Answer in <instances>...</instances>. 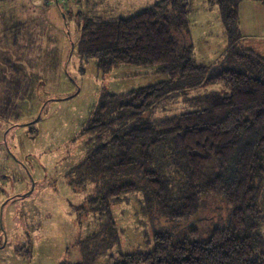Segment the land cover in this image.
Wrapping results in <instances>:
<instances>
[{"label":"trees","instance_id":"obj_1","mask_svg":"<svg viewBox=\"0 0 264 264\" xmlns=\"http://www.w3.org/2000/svg\"><path fill=\"white\" fill-rule=\"evenodd\" d=\"M193 1L159 0L130 17L77 15L78 53L97 58L100 71L118 64L158 65L167 75L126 94L103 93L82 130L92 134L94 146L72 170L78 183L96 185L99 197L91 203L110 208L122 196L142 191L150 211H163L175 221L193 218L208 195L222 198L231 210L226 224L207 238L195 227L177 234L156 230L151 250L120 253L112 256L111 264H264L259 202L264 182V55L236 48L238 38L232 35L242 0H207L221 8L232 45L227 59L215 65L198 62L194 44L185 42L191 35ZM211 78L230 94L212 91L194 98L195 109L146 118L170 93ZM107 219L99 231L79 241L82 259L59 264H94L107 254L119 239L112 215ZM14 252L31 255L27 245Z\"/></svg>","mask_w":264,"mask_h":264},{"label":"rangeland","instance_id":"obj_2","mask_svg":"<svg viewBox=\"0 0 264 264\" xmlns=\"http://www.w3.org/2000/svg\"><path fill=\"white\" fill-rule=\"evenodd\" d=\"M157 1H0V215L4 205L8 236L6 246L0 248V264L78 261L82 259L79 241L99 231L107 214L112 215L119 239L94 264H111L120 253L151 250L156 230L177 234L195 227L207 238L230 218L227 203L213 195L204 196L198 213L183 221L150 211L142 191L128 193L120 203L104 208L91 203L99 197L96 185L78 183L72 172L94 146L92 134L82 130L104 92L126 94L167 78L158 65L118 64L109 72L100 71L97 58L78 53V12L130 17ZM190 27L185 42L194 44L198 62L215 65L229 57L232 44L218 5L194 0ZM232 36L238 38L239 50L251 48L264 55L263 1H241ZM212 91L231 92L214 78L170 93L145 116L156 120L195 109L194 98ZM259 202L264 235V182ZM25 245L31 251L28 257L14 252Z\"/></svg>","mask_w":264,"mask_h":264},{"label":"water","instance_id":"obj_3","mask_svg":"<svg viewBox=\"0 0 264 264\" xmlns=\"http://www.w3.org/2000/svg\"><path fill=\"white\" fill-rule=\"evenodd\" d=\"M3 207H4V205H2V207H1L0 225H1V229H2L3 234H4V240H3V243L0 244V248L5 247L7 244V240H8L7 231H6L4 223H3V216H2Z\"/></svg>","mask_w":264,"mask_h":264}]
</instances>
